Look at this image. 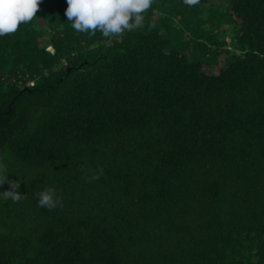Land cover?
Segmentation results:
<instances>
[{
	"label": "trees",
	"instance_id": "obj_1",
	"mask_svg": "<svg viewBox=\"0 0 264 264\" xmlns=\"http://www.w3.org/2000/svg\"><path fill=\"white\" fill-rule=\"evenodd\" d=\"M220 1L153 0L105 38L41 0L0 37V163L27 197L0 198V264H264V0Z\"/></svg>",
	"mask_w": 264,
	"mask_h": 264
},
{
	"label": "clouds",
	"instance_id": "obj_2",
	"mask_svg": "<svg viewBox=\"0 0 264 264\" xmlns=\"http://www.w3.org/2000/svg\"><path fill=\"white\" fill-rule=\"evenodd\" d=\"M41 0H0V37L15 34L21 24H30L38 16ZM186 4L194 5L198 0H185ZM64 9L66 20L72 29L79 33L95 35L97 32L105 38L120 37L125 32H132L145 25L144 13L148 11L153 0H66ZM86 182H92L103 175V167L85 170ZM6 166L0 163V187L8 184L7 190L0 191V198L19 203L26 199L21 194L20 179H9ZM37 206L53 210L63 208V201L57 190L48 186L34 193Z\"/></svg>",
	"mask_w": 264,
	"mask_h": 264
},
{
	"label": "rangeland",
	"instance_id": "obj_3",
	"mask_svg": "<svg viewBox=\"0 0 264 264\" xmlns=\"http://www.w3.org/2000/svg\"><path fill=\"white\" fill-rule=\"evenodd\" d=\"M212 2H214V3H218V2L222 3L223 1H220V0H212ZM213 8L214 7L211 8V12L215 9V8L214 9ZM226 40H229V35L226 36Z\"/></svg>",
	"mask_w": 264,
	"mask_h": 264
}]
</instances>
